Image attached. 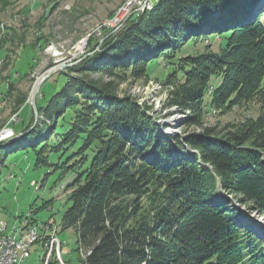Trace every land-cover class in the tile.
I'll return each mask as SVG.
<instances>
[{
	"label": "trees",
	"instance_id": "1",
	"mask_svg": "<svg viewBox=\"0 0 264 264\" xmlns=\"http://www.w3.org/2000/svg\"><path fill=\"white\" fill-rule=\"evenodd\" d=\"M152 6L62 72L64 86L37 99L40 123L5 149L30 148L35 167L59 171L79 264H264V237L232 202L264 214V0ZM201 40L202 51L183 49ZM157 69L164 107L188 111L178 133L116 92ZM250 102L255 117L205 124Z\"/></svg>",
	"mask_w": 264,
	"mask_h": 264
},
{
	"label": "rangeland",
	"instance_id": "2",
	"mask_svg": "<svg viewBox=\"0 0 264 264\" xmlns=\"http://www.w3.org/2000/svg\"><path fill=\"white\" fill-rule=\"evenodd\" d=\"M132 1L0 0V154L3 158L0 163V221L7 224L6 233L12 232L18 237H25L29 227L42 224L41 239H36L35 243L27 241L29 250L23 264H61L60 260L63 264H79L76 235L72 228H62L68 191L61 183L63 180H58L59 171L46 166L35 167V153L30 148L5 147L24 135L9 140L21 133L30 119L32 126L40 123L43 117L37 99L43 100L64 86L66 77L62 72L72 71L83 59L99 50L103 41L118 31L133 13L152 9L154 0L147 8L143 0ZM126 5H131L126 20L110 25ZM260 20L264 24V14ZM212 42V49L217 51L219 43ZM205 44L206 41L201 40L193 45L188 43L183 49L192 54L202 51ZM57 67V71L43 79ZM153 67L158 64H151ZM159 73L157 69L150 80L127 77L118 83L116 92L120 96L131 95L148 116H157V123L165 125L161 128L166 133H178L180 121L188 111L182 113L174 106L164 107L169 97L168 88L154 79ZM34 90L36 112L31 104ZM144 105L151 108L144 109ZM258 113L259 103L250 102L217 117L208 115L204 121L207 125L223 126ZM7 129L11 130L9 135L5 134ZM46 200L49 201L43 204ZM42 204L47 206L42 208ZM240 208L243 210L241 219L264 237V214L250 204L240 203ZM21 225L24 226L20 228ZM53 238L58 240L59 246ZM47 252H51L49 257Z\"/></svg>",
	"mask_w": 264,
	"mask_h": 264
},
{
	"label": "built area",
	"instance_id": "3",
	"mask_svg": "<svg viewBox=\"0 0 264 264\" xmlns=\"http://www.w3.org/2000/svg\"><path fill=\"white\" fill-rule=\"evenodd\" d=\"M151 1L153 0H143L142 2L149 3ZM7 130L8 132H5V134L9 135L11 133V130L9 129ZM13 226H15V224ZM6 228H7V224L3 221H0V264H22L24 261H17V250L18 248H26L27 241H34L35 243L36 239H41L42 224L35 227L34 230H31V233H27L25 237L21 238L18 246L13 250H6V239H7V236H5ZM50 253L51 252H47L48 255L47 257H49ZM57 256L59 257V253H57ZM60 262L61 264H63L61 260Z\"/></svg>",
	"mask_w": 264,
	"mask_h": 264
},
{
	"label": "bare ground",
	"instance_id": "4",
	"mask_svg": "<svg viewBox=\"0 0 264 264\" xmlns=\"http://www.w3.org/2000/svg\"><path fill=\"white\" fill-rule=\"evenodd\" d=\"M133 2H137L136 0H133L132 1V3ZM132 5V4H131ZM131 5H126V6H124V7H122L121 9H120V11L118 12V14H117V17L115 18V22H109V24L110 25H112V23H114V24H118L120 21H122L123 22V20H126L125 18H127V13H128V10H129V8L131 7ZM144 5L146 6V8L149 6V7H151V2H149V3H144ZM143 5V6H144ZM126 13V14H125ZM125 14V15H124ZM113 24V25H114ZM116 24V25H117ZM41 80V78H39V81ZM35 229V226H31V227H29L27 230H26V234L27 233H31V230H34ZM5 236H7V239H6V250H13V249H15L17 246H18V244H19V242H20V240H21V238H23V237H18L16 234H14V233H6L5 232ZM26 236V235H25ZM54 240H56L57 241V246H59V243H58V240L57 239H55V238H53ZM29 250V243L27 242V247L26 248H18V250H17V261H24V259H25V257H26V253H27V251ZM60 255V254H59ZM24 263V262H23ZM22 263V264H23Z\"/></svg>",
	"mask_w": 264,
	"mask_h": 264
},
{
	"label": "water",
	"instance_id": "5",
	"mask_svg": "<svg viewBox=\"0 0 264 264\" xmlns=\"http://www.w3.org/2000/svg\"><path fill=\"white\" fill-rule=\"evenodd\" d=\"M59 67V66H58ZM53 68V69H51L47 74H45L44 76H43V79L44 78H47L50 74H52V73H54L55 71H57L59 68ZM42 79V80H43ZM39 85V84H38ZM38 85L36 86V88H35V90L38 88ZM33 91V93H32V99H31V104H32V107H33V109H34V111L36 112V105H35V94H36V91ZM34 126V125H33ZM32 128V127H31ZM30 128V129H31ZM25 133H27V132H21V133H19L18 135H14L13 137H11V138H9V140H11L12 138H16V137H18V136H21V135H23V134H25ZM8 140V141H9ZM217 186H219L220 188H221V186H220V183H219V181H217Z\"/></svg>",
	"mask_w": 264,
	"mask_h": 264
},
{
	"label": "crops",
	"instance_id": "6",
	"mask_svg": "<svg viewBox=\"0 0 264 264\" xmlns=\"http://www.w3.org/2000/svg\"><path fill=\"white\" fill-rule=\"evenodd\" d=\"M24 225H21L20 228H22Z\"/></svg>",
	"mask_w": 264,
	"mask_h": 264
}]
</instances>
